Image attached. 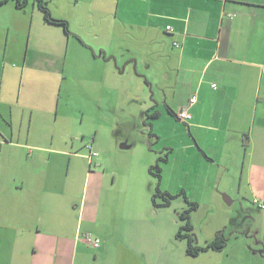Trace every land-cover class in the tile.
Returning <instances> with one entry per match:
<instances>
[{"label": "crops", "instance_id": "0c3cea01", "mask_svg": "<svg viewBox=\"0 0 264 264\" xmlns=\"http://www.w3.org/2000/svg\"><path fill=\"white\" fill-rule=\"evenodd\" d=\"M43 1L52 17L67 22L68 32L46 21L33 0L22 6L0 0V264H135L129 238L120 239L114 249L106 235L92 233L101 240L98 247L84 241L89 228L81 218L91 174L86 167L89 162L102 164L105 171L104 159H89L86 150L58 137L48 123L63 107V84L69 89L78 79L65 74L66 58L73 65L78 56L92 69L108 65L112 72L108 79L81 75L91 99L95 86L114 81L127 64L156 75L145 82L163 93V104L173 112L174 105L179 112L195 95L186 125L192 141L184 147L196 151L199 160L206 156L208 164L217 162L213 150L229 147L228 153L220 149L217 160L227 157L236 163L237 193L245 194L244 188L262 209L264 225V208L258 205L264 204V0ZM82 30L92 36L85 38ZM176 89L181 96L172 105ZM154 93L149 109L160 117ZM153 159L148 155L146 167ZM103 175L95 171L91 178L98 179L97 194ZM83 178L84 199L69 204L72 194L66 193ZM106 191L104 185L103 195ZM52 205L60 207L59 215ZM72 206H81L75 222L67 217Z\"/></svg>", "mask_w": 264, "mask_h": 264}, {"label": "rangeland", "instance_id": "374dc122", "mask_svg": "<svg viewBox=\"0 0 264 264\" xmlns=\"http://www.w3.org/2000/svg\"><path fill=\"white\" fill-rule=\"evenodd\" d=\"M79 7L80 3L77 5ZM73 8L75 6L68 11ZM84 9H89L86 4ZM83 33L85 38L92 36L86 30ZM72 42L75 41L71 39ZM109 42L112 44L113 40ZM72 49L73 45H70L69 52ZM78 57L74 66L66 58L65 74L71 73L78 79L69 83V89L63 84L60 98L63 107L59 109L58 116L56 112L51 115L48 123L51 129L56 130L58 137L65 136L72 140L74 148L79 146L80 150H86L89 155L86 147L91 144L97 152L93 158L104 159L105 171L102 164L89 162L86 167L91 174L85 203L87 210L85 217L81 218V224L88 226L89 232L84 233H90L93 237L92 233L106 235L113 249L120 239L129 238L136 251L135 264H156L155 259L158 264H264V243H258V240L264 239V225L260 218L262 209L247 198L244 188H241V192L245 194L237 193L236 163L227 157L217 160L220 149L228 153L230 148L213 150L216 163L208 164L204 155L200 160L195 158L196 151L191 152L184 147L192 141L186 128L188 120H177L174 114L169 113L163 104V93L159 95L156 88L150 89L151 85L148 87L145 82L146 79H155L156 75L150 76L141 65L136 71L127 64L125 71H121L114 81L106 80L105 84L95 86V99H91L83 90L81 75L105 76L108 79L107 74L111 77L112 72L108 65L102 66L104 72L101 65L92 69L85 65L83 56ZM138 73L147 74L148 77ZM167 75L174 78L175 73ZM68 80L69 77L64 80L65 83ZM153 86L156 87V84ZM66 90L71 91L69 95H66ZM153 90L155 101L160 102L158 110L161 116L158 118L149 116L156 110L149 109ZM180 96V91L176 89L173 101L170 93L167 94V100L177 102ZM178 109L174 105L176 114ZM149 122L152 123V133ZM153 133L157 134V138ZM121 144L129 147L122 148ZM193 146L196 150L200 149L194 143ZM206 149L209 151V146ZM150 154L154 155V159L146 167ZM160 157L159 188L173 196L167 206H155L152 202L157 177L150 174L149 167ZM95 171L104 174V183L102 179L99 181L98 194V179H91ZM1 174L0 196L4 193V170ZM76 176H73V180ZM85 184V179H80L79 187L74 186L72 191L66 193L72 194L69 204L82 202ZM104 185L107 189L105 195ZM225 197L231 203H227ZM163 200L160 196L155 197L158 204ZM192 201L198 204L196 209L189 212L192 229H181L182 236L178 237L177 233L185 223L180 215ZM52 206L56 207L59 215L60 207ZM80 208L72 206L67 213L71 222L76 221L75 216ZM219 230L226 237V244L221 250L209 249L197 255L187 254V235H191L192 245L204 246Z\"/></svg>", "mask_w": 264, "mask_h": 264}, {"label": "trees", "instance_id": "16d2710c", "mask_svg": "<svg viewBox=\"0 0 264 264\" xmlns=\"http://www.w3.org/2000/svg\"><path fill=\"white\" fill-rule=\"evenodd\" d=\"M27 1L28 0H16V4L18 6H22ZM33 1L37 4L38 8L42 11L43 17H44V19L46 21L61 24L64 27L65 31L68 32L67 22L65 20H63V19H56V18L52 17L51 14H50V11H49V9H48V7L46 5V3L43 0H33ZM168 111H169V113L174 114V112L171 109H168ZM149 116L152 117V118H157L158 117V112L154 111ZM177 116H178V114H177ZM190 117H191V115H190ZM178 119L182 120V121H187L190 118L183 120V119H180L178 117ZM149 125H150V131L152 133V129H151L152 123L149 122ZM153 135L155 136L154 133H153ZM160 160H162L161 157L156 160L155 164H153V165H151L149 167L150 174H152V175L157 177V188H156V193H154L152 195V202L155 204V206L156 205H158V206H167V205L170 204V199L173 196L168 191L161 190L159 188V182H160V178H161V174H160L161 167H160V164H159ZM182 193L184 194V191H182ZM156 196L162 197L164 199L163 202L159 203V204L156 203V201H155V197ZM184 196L186 198V194H184ZM258 205L260 207L264 208V204L258 203ZM197 206H198V204L196 202H193V201L189 202V207L185 211H183L181 213L180 218L183 219L185 221V223H184L183 226L180 227V231L177 233L178 237L182 236L181 229H186V230L191 231L192 225L190 223L189 212L191 210L196 209ZM186 237H188V242H187L188 245H187L186 252L189 255H197L200 251H206V250H209V249L218 251V250H221L226 244V237L224 236L223 232L220 231V230L217 231L215 236H214V238L211 239L210 241H208L204 246L192 245V243H191L192 242L191 235L190 236L187 235Z\"/></svg>", "mask_w": 264, "mask_h": 264}, {"label": "built area", "instance_id": "2783aa9c", "mask_svg": "<svg viewBox=\"0 0 264 264\" xmlns=\"http://www.w3.org/2000/svg\"><path fill=\"white\" fill-rule=\"evenodd\" d=\"M167 29H170V26H167ZM196 100V97L195 95H191L188 100H187V103H186V106H184V108H182L179 112H178V117L180 119H188L190 118V114L188 112V107L190 105H192ZM88 148V151H89V155H88V158L91 159L93 158L94 156L97 155V152H95L93 149H92V145H88L87 146ZM83 239L85 242L91 244L93 247H98L101 240L98 238V237H93L90 233H84L83 234Z\"/></svg>", "mask_w": 264, "mask_h": 264}, {"label": "water", "instance_id": "95a60500", "mask_svg": "<svg viewBox=\"0 0 264 264\" xmlns=\"http://www.w3.org/2000/svg\"><path fill=\"white\" fill-rule=\"evenodd\" d=\"M120 146H121L122 148H126V147H128V145H126V144H121ZM225 200H226L227 203H231V200H229L228 197H225Z\"/></svg>", "mask_w": 264, "mask_h": 264}, {"label": "flooded vegetation", "instance_id": "af4514ba", "mask_svg": "<svg viewBox=\"0 0 264 264\" xmlns=\"http://www.w3.org/2000/svg\"><path fill=\"white\" fill-rule=\"evenodd\" d=\"M262 242L264 243V240Z\"/></svg>", "mask_w": 264, "mask_h": 264}]
</instances>
